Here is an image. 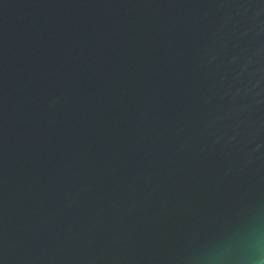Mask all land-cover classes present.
Instances as JSON below:
<instances>
[{
  "label": "water",
  "instance_id": "1",
  "mask_svg": "<svg viewBox=\"0 0 264 264\" xmlns=\"http://www.w3.org/2000/svg\"><path fill=\"white\" fill-rule=\"evenodd\" d=\"M0 264H264V0H0Z\"/></svg>",
  "mask_w": 264,
  "mask_h": 264
}]
</instances>
